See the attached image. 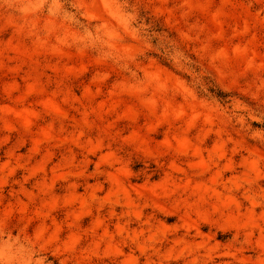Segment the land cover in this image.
Instances as JSON below:
<instances>
[{"label":"rangeland","instance_id":"374dc122","mask_svg":"<svg viewBox=\"0 0 264 264\" xmlns=\"http://www.w3.org/2000/svg\"><path fill=\"white\" fill-rule=\"evenodd\" d=\"M0 264H264V0H0Z\"/></svg>","mask_w":264,"mask_h":264}]
</instances>
